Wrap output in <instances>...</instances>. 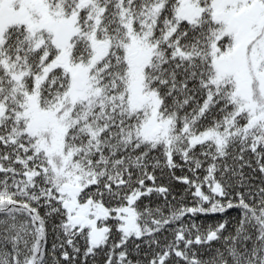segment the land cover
<instances>
[{"label":"snow or ice","instance_id":"snow-or-ice-1","mask_svg":"<svg viewBox=\"0 0 264 264\" xmlns=\"http://www.w3.org/2000/svg\"><path fill=\"white\" fill-rule=\"evenodd\" d=\"M0 264H264V0H0Z\"/></svg>","mask_w":264,"mask_h":264}]
</instances>
